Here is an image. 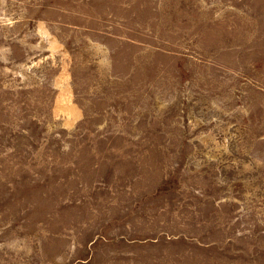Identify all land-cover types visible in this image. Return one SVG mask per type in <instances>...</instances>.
<instances>
[{
  "label": "rangeland",
  "instance_id": "374dc122",
  "mask_svg": "<svg viewBox=\"0 0 264 264\" xmlns=\"http://www.w3.org/2000/svg\"><path fill=\"white\" fill-rule=\"evenodd\" d=\"M0 264H264V0H0Z\"/></svg>",
  "mask_w": 264,
  "mask_h": 264
}]
</instances>
